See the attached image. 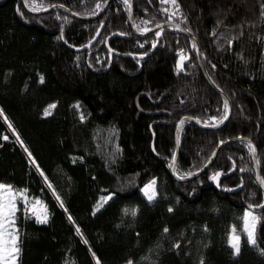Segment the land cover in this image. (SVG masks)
Wrapping results in <instances>:
<instances>
[{"label": "trees", "instance_id": "16d2710c", "mask_svg": "<svg viewBox=\"0 0 264 264\" xmlns=\"http://www.w3.org/2000/svg\"><path fill=\"white\" fill-rule=\"evenodd\" d=\"M25 1L33 11L57 4L75 15L62 7L35 14L21 0H0V109L68 209L60 207L0 116V181L26 187L49 212L47 223H37L18 211L19 264H96V258L125 264L142 256L150 261L141 264H200L201 257L204 264H264L245 236L239 255L226 243L229 226L240 229L244 208L264 200L246 146L248 140L255 145L264 176V0H177L180 16L168 0H129L127 6L112 0L93 19L85 18L107 0ZM168 21L175 23L149 31ZM176 23L190 29L208 76L230 100L231 116L220 128L201 127L218 125L212 117H223L225 99L206 80L192 38ZM141 51L146 55L140 57ZM184 55L188 59L177 71ZM183 116L198 124L185 119L180 125L177 178L201 169L222 141L246 140L223 145L203 173L180 181L169 162ZM113 126L118 133L110 135ZM76 157L83 159L74 163ZM216 171L224 174L219 187L209 179ZM153 176L159 195L150 203L140 188ZM109 192L114 197L94 213ZM133 206L135 217L123 213ZM252 210L264 214V206ZM258 243L264 247V223Z\"/></svg>", "mask_w": 264, "mask_h": 264}, {"label": "snow or ice", "instance_id": "6c2138e0", "mask_svg": "<svg viewBox=\"0 0 264 264\" xmlns=\"http://www.w3.org/2000/svg\"><path fill=\"white\" fill-rule=\"evenodd\" d=\"M173 6V15L180 16V5L177 2V0H168ZM123 3L127 6L129 4V0H123ZM100 5H97V8H99ZM262 11L261 16L264 17V5H261ZM171 19V17H170ZM135 27V25H133ZM176 28H179V24L175 25ZM185 31H190V29H184ZM137 31L146 32L148 31L147 28L140 29L137 28ZM215 31V29H213ZM161 33L158 31L156 32V36H160ZM61 39L63 36L60 37ZM231 40L228 41L229 44H231ZM153 46H155L156 41L154 40ZM222 47V45H221ZM192 48L196 49L197 45L195 42L192 43ZM140 57H143L146 55L145 52L141 51L138 53ZM188 57L186 55L181 56L179 60L176 62V70L180 71L183 67L182 61L187 60ZM41 82H43L44 77L41 75L40 77ZM55 104H49L47 108L44 111V115H49V109L54 108ZM75 107L77 110L80 108L79 101L76 102ZM228 101L224 102V115L220 119H217L216 117H212L213 120L216 121V124H219L223 121V119L227 118L228 116ZM0 116L4 118L5 121L8 120L7 116L4 115L3 110L0 109ZM79 119L81 121H84L86 119L85 115L81 112L79 115ZM215 126V125H213ZM8 127L12 129V132L15 133L16 129L12 127L11 123L9 122ZM180 124H177V129L179 130ZM118 133V129H116L114 126L110 129V135H114ZM16 140L19 141L21 145L24 144L23 140L20 138V136L16 135ZM4 139H8L7 136L4 137ZM177 143L180 142L179 135L177 136ZM223 143V141H222ZM247 148L248 152L251 154V158L254 161L255 165H259L261 163L260 157L257 153L255 145L252 143L251 140L247 141ZM24 151L28 153L29 157H32V153L27 149V147H24ZM153 151H155V148H153ZM113 152L115 154H118L120 152L119 145H115ZM76 159L82 160L83 157H76L73 159V162H76ZM211 159V157H209ZM31 163L35 164L36 169L40 172V175L44 178V181L47 184V187L52 190L53 195H55L56 200L59 202V205L61 208L64 209L65 212H68V209L65 207L63 200L61 199L60 195L56 192V189L53 187L51 181L48 180V177L44 174L43 170L40 169V166L38 163H36L35 158L31 160ZM107 163V162H106ZM169 167L172 168L174 172L177 171L176 167V153H172V158L169 162ZM232 169H229L231 171ZM247 168H242L241 171H246ZM197 172L200 171L199 168L196 169ZM193 173L191 171L185 172L183 175H179L180 179H184L186 176H191ZM221 176L220 171H216L214 174H212L209 179L212 181H218V178ZM256 181L261 186L262 189H264V176H260L259 174L256 175ZM241 183H243V180H241ZM219 187V183L217 184ZM28 189L26 187L20 188L16 187L12 184L4 183L0 181V264H19V257L21 254V247H20V232H19V226L17 223V213H18V207L17 202L18 200L23 201V208H24V217L25 219H30L32 217L35 218L37 223H47L48 222V206L44 203L43 200H41L38 196L30 197L28 195ZM140 192L143 194V196L147 199L148 202H154L159 195L158 192V181L157 177L153 176L151 179H149L144 185L140 188ZM115 193L109 192L108 195L101 196L99 200L97 201V204L93 207V212L101 207L104 206L105 203H107L112 197H114ZM252 195H255V193H252ZM179 199V198H177ZM264 206V200L260 202V204H249L247 207L244 208L242 214L238 218L241 221L240 229H237V226L235 224L229 226V230L226 234V243L230 247L232 255L236 256L239 255L241 252L242 247V235L246 237V244L255 248L260 255H264V247H260L258 243V228L262 223H264V214H257V212L253 211L254 208H261ZM123 213L125 215H131L135 217L137 215V207L133 206L131 208L125 207L122 209ZM169 212H172L173 209L171 206L168 208ZM68 220L75 224L74 218L71 216V214L68 215ZM195 227V225H193ZM76 232L81 233V229L79 225L76 226ZM204 230L207 231V226H204ZM169 229L167 226L164 227L163 233H168ZM181 235H183V232H181ZM87 243V241H84ZM180 241H177L176 244L173 245V247H177L179 245ZM151 251V249L149 250ZM93 257L95 258V253H92ZM141 261H150L149 256H142ZM141 261H136L133 259H128L125 261V264H141ZM67 264V261L65 262ZM96 264H101L100 260L96 258ZM150 264H154V262H150ZM200 264H204L203 257L200 259Z\"/></svg>", "mask_w": 264, "mask_h": 264}, {"label": "water", "instance_id": "95a60500", "mask_svg": "<svg viewBox=\"0 0 264 264\" xmlns=\"http://www.w3.org/2000/svg\"><path fill=\"white\" fill-rule=\"evenodd\" d=\"M22 1V4H23V6L27 9V10H29V12H31V13H35V14H38V13H45V12H48V11H50L51 9H54V8H56V7H62V8H64V9H66L71 15H75L74 13H72L69 9H67V8H65L64 6H61V5H57V4H55V5H52L51 7H49V8H46V9H43V10H38V11H33V10H31L30 8H28V6H27V4H26V1L25 0H21ZM112 0H107L106 2H105V4H104V6H103V8L96 14V15H94V16H90V17H86L85 19H93V18H96V17H98V16H100L101 14H103L104 13V11L106 10V8L108 7V5H109V3L111 2ZM130 24H131V27H132V29L134 30V31H136L135 30V27L133 26L134 25V21H133V11H132V2L130 1ZM171 23H175V22H171V21H168V22H165V23H162V24H160V25H157V26H155L154 28H152L151 30H149V31H152V30H155V29H157V28H159V27H161V26H164V25H167V24H171ZM176 24H179V26L182 28V30L188 35V36H190L191 38H192V40H193V42H195L196 43V45H197V48H196V54H197V58H198V62H199V66H200V68H201V70H202V72H203V74H204V76H205V78H206V80L208 81V83L214 88V89H216V91L225 99V101H228V105H229V107H228V116H227V118H225L220 124H218V125H216V126H205V125H201V127H203V128H212V129H216V128H220V127H222L227 121H228V119L230 118V116H231V112H232V108H231V103H230V100L228 99V97L221 91V90H219L214 84H213V82L211 81V79H210V77L208 76V74H207V72H206V70H205V68H204V65H203V63H202V59H201V55H200V50H199V46H198V43H197V41H196V39H195V37H194V35L192 34V33H190L189 31H185L184 29V27L182 26V24H180V23H176ZM148 31V32H149ZM147 33V32H146ZM146 33H140V35H145ZM97 34H98V32L95 34V36L93 37V39L88 43V44H86V46H84V47H89L94 41H95V39H96V37H97ZM114 36H116V34L114 33V34H111L110 36H108L107 38H106V40H105V44L107 45V43H108V40L110 39V38H112V37H114ZM156 37H158V36H156ZM114 53H116V54H120V55H125V56H134V55H132V54H121V53H118V52H116V51H113ZM150 53V52H149ZM148 54V53H147ZM182 70V69H181ZM180 70V71H181ZM185 119H187V120H191V121H193V122H195L196 124H198L192 117H190V116H183L182 118H180V120L177 122V124L179 123L180 125H181V123H182V121L183 120H185ZM180 129V128H179ZM179 135V130L177 129V125H176V129H175V137H174V141H175V153H176V161H177V158H178V155H179V143H177V136ZM237 140H246V138L245 137H243V136H238V137H234V138H230V139H227V140H224L223 141V143L221 142V143H219L217 146H216V148H215V150H214V152H213V154H212V156H211V159H209L208 160V162L200 169V171L199 172H195V173H193V175H191V176H186L184 179H180V178H177L176 177V174H175V172L172 170V168H170V172L172 173V175L174 176V177H176L178 180H180V181H186V180H190V179H193V178H195V177H197L199 174H201V173H203L211 164H212V162L214 161V159H215V157L217 156V153H218V151H219V149L223 146V145H226V144H228V143H231V142H234V141H237ZM256 166V175L257 174H259L260 175V165H255ZM222 175H224V174H221V176ZM220 176V177H221ZM219 177V178H220ZM219 178H218V181H219ZM218 181H214V183L217 185V183H218ZM260 186V185H259ZM261 187V186H260ZM264 190V189H263Z\"/></svg>", "mask_w": 264, "mask_h": 264}, {"label": "rangeland", "instance_id": "374dc122", "mask_svg": "<svg viewBox=\"0 0 264 264\" xmlns=\"http://www.w3.org/2000/svg\"><path fill=\"white\" fill-rule=\"evenodd\" d=\"M4 119V118H3ZM4 122H5V124H6V126H7V129H8V131H9V134L16 140V132L15 133H13L12 132V129L11 128H9L8 127V121H5L4 120ZM16 142L21 146V148H22V150L24 151V146L23 145H21L20 143H19V141H17L16 140ZM25 152V151H24ZM25 154H26V156H27V159H28V161H29V163L34 167V169L38 172V174L40 175V172L36 169V167H35V164H33V163H31V160L33 159L32 157H29L28 156V153L27 152H25ZM41 176V175H40ZM41 178H42V180H43V182H44V184L46 185V187H47V184H46V182L44 181V178L41 176ZM48 188V187H47ZM48 190L53 194V192H52V190L51 189H49L48 188ZM54 197H55V195H53ZM30 197H32V196H30ZM17 207H18V211L19 210H22L23 212H24V208H23V201L22 200H18V202H17Z\"/></svg>", "mask_w": 264, "mask_h": 264}]
</instances>
